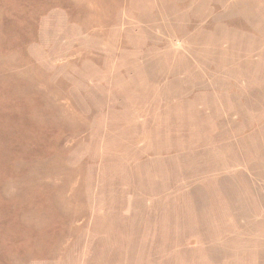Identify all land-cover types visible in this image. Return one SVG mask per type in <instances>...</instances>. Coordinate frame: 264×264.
I'll return each instance as SVG.
<instances>
[{
  "label": "rangeland",
  "instance_id": "rangeland-1",
  "mask_svg": "<svg viewBox=\"0 0 264 264\" xmlns=\"http://www.w3.org/2000/svg\"><path fill=\"white\" fill-rule=\"evenodd\" d=\"M0 264H264V0H0Z\"/></svg>",
  "mask_w": 264,
  "mask_h": 264
}]
</instances>
